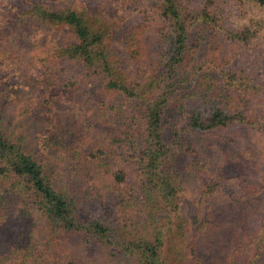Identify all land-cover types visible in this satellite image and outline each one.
<instances>
[{
	"label": "trees",
	"instance_id": "1",
	"mask_svg": "<svg viewBox=\"0 0 264 264\" xmlns=\"http://www.w3.org/2000/svg\"><path fill=\"white\" fill-rule=\"evenodd\" d=\"M28 2L26 13L39 26L71 32L68 41L55 45L60 57L81 70L80 78L68 84L87 79L135 102V111H124L127 116L133 111L131 120L116 123L104 133L110 143L126 151L127 161L136 163L138 174L131 182L130 173L122 167L110 172L109 202L102 200L98 210L89 207L85 197L60 184V174L51 159L62 147L58 138L48 140L58 144L54 153L46 155L44 150L31 149L22 130L16 133L7 129L0 97V190L27 196L45 222L43 236L37 243L42 248H37L33 245L36 220L31 208L23 203L15 213L19 257L14 264H63L59 249L68 237L102 248L112 261L216 264L186 251L190 245L189 222L181 209L183 181L176 161L187 147L188 131L225 134L231 142L230 128L264 129L257 100L264 94V75L251 73L244 66H227L224 61L213 62L212 67L206 62L211 59L198 57L205 53L204 38L215 32L225 31L227 41L239 46L264 44V20L259 18L264 0H234L243 22H237V17L230 20L231 10L221 12L220 0H203L198 9L184 6L180 0H155L154 6L162 17L157 34L160 46L147 54L144 75L137 79L118 60L108 41L112 27L99 15L72 4L54 7L44 0ZM207 80H214L216 88L215 84L207 85ZM196 81L200 87L191 90ZM193 96H199L201 104L192 107L188 100ZM177 102L183 111L181 125L173 123L170 112ZM226 150L230 155L233 152L228 146ZM100 160L96 155L93 161ZM217 175L206 179L205 194L228 187L223 172ZM132 201L143 205L139 218L131 212ZM194 218L198 220L196 214ZM258 241L264 245V228ZM71 258L66 264H76ZM243 264L263 263L253 259Z\"/></svg>",
	"mask_w": 264,
	"mask_h": 264
},
{
	"label": "rangeland",
	"instance_id": "2",
	"mask_svg": "<svg viewBox=\"0 0 264 264\" xmlns=\"http://www.w3.org/2000/svg\"><path fill=\"white\" fill-rule=\"evenodd\" d=\"M28 1L0 0V97L6 127L16 133L22 130L27 145L44 150L46 155L59 148L58 144L48 143L56 136L62 147L51 159L60 174V184L85 197L88 206L98 210L102 200L109 202L110 172L122 167L130 173L131 182L136 180V163L127 161L126 151L110 143L104 133L116 123L126 124L131 120L135 102L87 79L68 84L80 78L81 70L60 57L55 45L68 41L71 32L39 26L26 13L30 7ZM44 1L54 7L72 4L79 9L86 8L110 24L108 41L133 79L144 75L147 54L160 46L157 34L162 17L154 6L155 0ZM180 2L198 9L203 0ZM218 5L223 13L231 10L230 20L237 17V22H243L234 0H220ZM259 12V18L264 20V10ZM222 33L206 36L205 53H199L198 57L211 59L206 62L212 67L213 62L224 61L227 66H244L251 73L264 75V44H231L225 31ZM210 83L215 84V89V81L207 80L206 84ZM198 86L196 81L191 90ZM198 98L193 96L188 103L192 107L199 105L202 101ZM257 98L264 120V94ZM177 103L170 112L173 123L181 125L183 111ZM130 110L133 111L128 116L124 114ZM229 130L231 142L225 134L188 131L187 147L176 161L183 181L181 209L189 222L190 245L186 251L216 264H243L253 259L264 264V245L258 241L264 228V129L236 126ZM103 138L107 142L102 143ZM227 146L232 148L231 155ZM96 155L100 156V162L93 161ZM220 170L228 187L212 195L205 194L206 179L218 177ZM23 203L35 215L33 245L42 248L37 243L43 236L45 222L36 204L27 196L0 190V264H14L19 257L15 246V213ZM130 208L134 216H142L141 201H132ZM194 214L198 217L196 221ZM59 250L63 264L72 260V256L76 264H132V261H112L102 248L89 246L76 237L63 239Z\"/></svg>",
	"mask_w": 264,
	"mask_h": 264
}]
</instances>
